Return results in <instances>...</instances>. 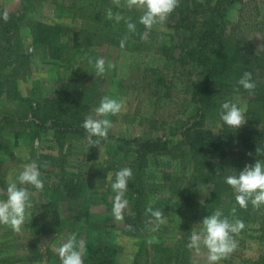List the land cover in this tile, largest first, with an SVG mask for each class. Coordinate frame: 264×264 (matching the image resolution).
<instances>
[{
  "label": "rangeland",
  "instance_id": "374dc122",
  "mask_svg": "<svg viewBox=\"0 0 264 264\" xmlns=\"http://www.w3.org/2000/svg\"><path fill=\"white\" fill-rule=\"evenodd\" d=\"M19 1L0 0V14L4 11L8 13L18 11ZM87 1L42 0L41 3H35L36 5L24 21L18 23L19 31L0 36V47H4V42L8 38L14 46L17 38L22 52L30 55L28 69H21L17 74V86L21 97L18 100L11 99V101L5 98L0 99V199H6V188L9 183L16 182L19 186L18 175L23 165L35 161L40 165V179L44 187L42 190H37L31 185L25 187L29 191L33 205L41 209L45 204L54 205L60 222L57 226L47 224L32 214V208L27 210L25 222L19 233L0 225V262H5L4 264H61L55 249L66 242L70 234L76 233L77 241H83L85 245L82 250L84 261L92 257L93 249L107 245L116 251V264H135L134 260H138L139 264H176V244L183 238L189 240L191 235V232L184 237L181 234L183 231L186 233L187 230L183 223L182 213L193 202L192 199L188 201L189 203L185 201L186 179L192 170L191 162L187 160L184 162V167L182 165L177 167L169 159L162 158L158 167L149 166L150 168L144 172L147 187L151 191L148 194V207L163 211L167 217V222L150 234L134 233L128 230V226L135 220L131 206L134 200L130 194L125 193V198L129 203L124 212L123 221H115L112 215L115 193L111 190L116 170L115 164L121 165L126 161L124 152L112 157L114 150L119 147V143L114 139L119 137L145 138L150 129L151 114L156 108L154 93H152L154 90L152 76L149 70L158 68L167 71L174 67L173 62L163 57L157 50L147 53L139 48L140 51H137L134 42L129 39L125 41L123 48L120 44L117 47L107 42H96V38L92 45L84 50L74 48L73 44L76 40L82 44L84 40L92 39L83 35L82 31H86L87 26L77 16V11ZM99 1L101 5L108 4L115 7L110 4V0ZM121 9L128 10L124 7ZM226 20L228 29L234 27L239 30L237 25L241 26L246 35L245 44L250 43L251 46L264 53V0L252 2L247 0L244 6L240 3L233 4L227 10ZM27 23L30 25L40 23L64 25L79 33L73 35L74 32H67L66 53L51 58L44 46L31 43ZM153 30L158 34L160 44L169 43V37L173 32L166 23L154 26ZM100 58L105 60V72L97 77L95 61ZM82 72L86 76V83L80 106L88 108L87 115L93 112L104 96L121 100L124 107L120 114L108 117L113 125L108 136L112 137H107L102 141L101 151L95 147L92 159H87L85 156L88 148L86 137L84 140L73 141L72 150L68 155L70 167L65 173L70 178L84 175L85 181L77 197L69 201L63 191L53 186L57 183V177L56 174L48 173L50 170L48 163L42 165V157L46 155L58 157L59 154L58 144L53 141L54 132L50 128L51 121H45V129L34 128L33 133L30 134L28 124L32 126L31 121L35 118L31 116V112L26 114L25 110L18 109L16 105L25 103L28 99L39 101L40 98L52 97L61 80H67L72 73H77L79 76ZM217 99L235 103L243 112L249 104L245 95L229 92L218 93ZM189 113L178 119L167 121L164 127L159 128L158 132L155 131L154 135L158 134L172 140L178 139L174 133L183 131L193 123L189 119ZM7 118L9 122L5 123ZM262 129L263 127L259 126L249 128L242 126L241 135L257 138L263 131ZM32 134L33 137L30 136ZM256 145L264 146V137ZM182 148L187 150V147ZM123 149L129 152L128 158L134 157L130 146H124ZM233 151L243 150L239 145H235ZM244 166H246V159L241 161V168ZM210 190L209 185H198L195 202L202 203L208 197ZM42 212L45 210L43 209ZM79 214H84L85 217H80ZM76 216H79V222H74L73 217ZM196 224L198 223L194 220L188 226L193 229ZM259 236V224L244 223L243 229L235 236L237 242L235 251L220 264H248L249 261H255L264 250ZM149 240L153 243L149 244ZM185 264H208V262L203 252L197 255L187 248Z\"/></svg>",
  "mask_w": 264,
  "mask_h": 264
},
{
  "label": "trees",
  "instance_id": "16d2710c",
  "mask_svg": "<svg viewBox=\"0 0 264 264\" xmlns=\"http://www.w3.org/2000/svg\"><path fill=\"white\" fill-rule=\"evenodd\" d=\"M41 1L20 0L18 11L8 13L10 18L7 22L0 19V36L19 31L18 23L24 21L34 5ZM246 1L180 0L179 7L165 22L173 32L167 44L159 43V36L153 29L146 34L144 26L138 22L142 13L135 9H117L108 4L101 5L99 0H88L77 11L78 18L87 26L86 31H82L83 35L92 38L84 40L82 44L76 40L73 47L77 50L86 49L92 45L95 38L96 42H107L118 47L120 41L126 37V40L134 42L137 51H140L139 48L147 53L157 50L163 57L172 61L174 66L167 71L158 68L149 70L156 108L151 114L150 129L145 138L114 139L119 143V147L114 150L112 157L124 152L125 163L127 162L126 165L115 164V173L122 167L130 168L133 173L126 192L134 200L131 206L135 220L129 225L132 230H129L128 226L130 232L140 234L152 232L145 227L149 220V216L146 215L148 194L151 193L144 178L147 168L158 167L162 158L169 159L177 167L181 165L184 167V162L188 160L191 162L192 170L186 179L185 201L190 202L192 199L193 202L182 213L183 223L187 229L186 233L184 231L181 233L183 237L190 234L192 229L188 225L194 220L200 223L216 210H221L223 215L231 220L233 219L231 209L236 207L237 218L244 223L259 224V241L264 245V207L256 210L249 203L246 209L240 208L235 200L236 194L225 183L228 175H238V172L244 169L245 166L241 168L242 160L246 159V165L254 164L256 159L264 160V156L257 157L255 151L256 143L264 137V53L250 43L245 44L246 35L241 26L237 25L239 30L234 27L228 29L226 20L228 8L235 3L244 6ZM252 1L255 0H250ZM109 7H112L114 13L119 11L126 19L130 18L136 24V32L128 33L124 21L117 24L114 20H109L106 15ZM27 26L31 43L44 46L51 58L66 53L67 32H74L73 35L79 33L58 24L27 23ZM102 32L104 34H101ZM11 43L8 38L4 42V47H0V99L5 98L7 101L18 100L21 97L17 86V74L21 69H28L27 64L30 60V55L22 52L17 38L14 46ZM245 72L252 74V80L256 84L253 95H249L242 88L239 92L234 90L236 82ZM85 83L86 76L83 72L79 76L77 73H72L67 80H61L57 84L58 88L54 96L40 98L39 101L28 99L25 103L16 105L18 109L25 110L26 114L31 112V116L37 119L31 121L32 126L30 124H28L30 127L27 126L30 128V134L33 133L34 128L45 129V121H51L53 141L58 144L59 154L58 157H50V155L42 157V165L48 163L47 166L50 167L48 173L56 174L57 177V183L53 186L63 191L69 201L77 197L85 181L84 175L70 178L65 173L70 167L68 155L72 150L73 141L84 140L86 137L81 125L88 108L80 106ZM221 92L245 95L248 98L249 104L244 111L246 119L244 126L263 127L257 138L243 137L242 127L236 131L222 125L219 112L221 105L226 101L217 99V94ZM187 113L193 123L183 131L174 133L178 139L172 140L158 134L154 135L155 131L158 132L159 128L164 127L167 121L178 119ZM8 119H5V123L9 122ZM30 136L33 137V134ZM235 145H239L243 151H233ZM124 146L132 148L134 157L128 158L129 152L123 149ZM183 146L187 147V150H184ZM94 151L95 147L89 148L88 145L87 155L85 154L87 159H92ZM249 153L252 155L249 156ZM43 171L45 172V168ZM200 184L209 185L211 190L202 203H197L194 199ZM53 206L45 204L41 209L33 205L32 214L47 224L57 226L60 222ZM43 209L45 212H42ZM79 215L85 217L84 214ZM73 220L79 222V216L73 217ZM185 240L183 238L176 244V264H185L187 253L185 244L188 242ZM91 253L92 257L87 258L84 263L116 264L114 248L102 245L93 249ZM134 261L135 264H139L138 260ZM4 263L0 262V264ZM248 264H264V250L255 261H249Z\"/></svg>",
  "mask_w": 264,
  "mask_h": 264
},
{
  "label": "clouds",
  "instance_id": "9594fccd",
  "mask_svg": "<svg viewBox=\"0 0 264 264\" xmlns=\"http://www.w3.org/2000/svg\"><path fill=\"white\" fill-rule=\"evenodd\" d=\"M180 0H110V4L117 9L124 7L128 10H139V24L143 25L146 34L154 26L165 23L170 15L179 7ZM109 20L117 24L124 21L128 33L136 32V24L130 18H125L119 11L113 12L109 7L106 12ZM9 14L4 11L0 19L5 22L9 20ZM126 37L120 41L121 48L124 47ZM111 65H109L110 67ZM105 72V60L100 58L95 61V75L102 76ZM253 95L256 84L252 80V74L245 72L236 82L235 91L240 89ZM124 105L121 100L104 96L93 112L84 118L82 128L86 133V140L90 147L102 150V141L108 137L112 128V121L108 118L121 113ZM219 118L223 126L229 129L238 130L245 125L246 119L243 110L237 104L226 101L221 105ZM256 156H264V146H257ZM249 156L252 153L248 154ZM40 165L32 161L23 165L18 175V183H9L6 188V199H0V225L7 226L13 232L19 233L26 219V212L33 208L27 185L37 190H42L44 185L40 179ZM133 173L130 168H122L115 173V180L111 184V190L115 193L112 203V215L116 222H122L124 212L128 207V200L125 193L128 190V182ZM225 183L230 186L235 195L236 203L240 208L246 209L251 203L252 207L259 210L264 207V160L256 159L254 164H249L238 172V175H228ZM237 209L233 207L231 214L233 219L224 216L221 210L205 217L202 222L196 224L189 237L186 247L195 254L202 252L206 255L208 264H220V262L233 253L237 247L235 236L243 229L244 223L236 217ZM146 215L150 218L145 227L149 231H156L160 225L167 222L164 212L148 207ZM129 230L131 226H129ZM153 243L152 240L148 241ZM85 248L83 241H77L76 233L68 236L66 242L55 249L61 264H84L82 250Z\"/></svg>",
  "mask_w": 264,
  "mask_h": 264
},
{
  "label": "crops",
  "instance_id": "0c3cea01",
  "mask_svg": "<svg viewBox=\"0 0 264 264\" xmlns=\"http://www.w3.org/2000/svg\"><path fill=\"white\" fill-rule=\"evenodd\" d=\"M63 197V196H62Z\"/></svg>",
  "mask_w": 264,
  "mask_h": 264
}]
</instances>
